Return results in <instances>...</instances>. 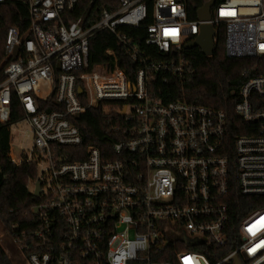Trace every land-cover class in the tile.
<instances>
[{"label":"built area","instance_id":"1","mask_svg":"<svg viewBox=\"0 0 264 264\" xmlns=\"http://www.w3.org/2000/svg\"><path fill=\"white\" fill-rule=\"evenodd\" d=\"M25 1L29 25L8 27L0 61V123L10 120L15 90L32 144L19 156L10 148V159L35 162L29 188L41 189L28 263L264 264V74L243 83L235 104L254 132L232 140L224 110L168 100L160 87L190 78L184 46L202 24L216 29L214 46L225 25L227 56L264 58V0H221L209 20H189L179 0H154L151 10L148 0H119L91 23L69 17L78 0ZM143 24L162 59L123 31ZM102 31L138 63L133 78L113 49L107 65L90 64V40ZM51 99L64 110L45 109ZM99 106L122 116L126 136L108 158L96 146L81 158L69 117ZM206 249L222 256L212 262Z\"/></svg>","mask_w":264,"mask_h":264},{"label":"trees","instance_id":"2","mask_svg":"<svg viewBox=\"0 0 264 264\" xmlns=\"http://www.w3.org/2000/svg\"><path fill=\"white\" fill-rule=\"evenodd\" d=\"M154 0H148L149 9H152ZM185 5L189 20H197L199 10L210 0H179ZM215 3L221 0H214ZM119 0H78L73 10L68 11L71 19L82 17L86 23L100 18L104 9L118 8ZM147 20L145 24H148ZM143 24L139 28L124 27L123 31L134 42H137L147 53L156 60L163 58V54L156 46L146 45L147 30ZM18 25L24 33L29 25L27 3L25 0H7L0 5V61L4 56V43L9 26ZM226 27L217 28V42L213 54L207 56L198 47L185 50L192 73L189 79L169 78L162 87V96L168 100L184 99L197 104H204L227 113V130L229 140L235 136L252 133L247 123L236 113L235 104L239 99V90L243 83L254 76L264 74V58L258 56L226 55ZM107 49H113L119 58V65L130 78L134 77L138 63L129 59L120 47L118 40L107 31L99 32L90 40L89 62L91 65L104 62L112 55ZM0 72V80L4 79ZM47 110H64V104L55 99L46 102ZM25 116L22 103L15 90L12 91L11 115L8 123H0V221L5 229L24 248L27 256L31 251L33 233L40 224V219L33 211L39 201L29 188L30 183L38 175V166L35 162L24 161L15 164L10 159L11 126ZM82 135L81 145L71 147L73 152L81 153L86 157V148L96 146L105 158L112 156L113 141L125 138L123 130L128 126L122 122V116L115 111H104L102 107L89 108L85 113L69 117ZM120 127L119 130L113 127ZM125 128V129H124ZM77 158L75 155L70 159ZM25 246L27 248H25ZM206 249L209 260L215 262L222 254L212 255ZM220 252V250H217ZM0 264H15L0 244Z\"/></svg>","mask_w":264,"mask_h":264},{"label":"rangeland","instance_id":"3","mask_svg":"<svg viewBox=\"0 0 264 264\" xmlns=\"http://www.w3.org/2000/svg\"><path fill=\"white\" fill-rule=\"evenodd\" d=\"M32 144V134L24 120L11 126V147L12 153L19 156L21 146L29 148ZM0 244L6 250L8 256L15 264H29L18 242L11 237L0 221Z\"/></svg>","mask_w":264,"mask_h":264},{"label":"water","instance_id":"4","mask_svg":"<svg viewBox=\"0 0 264 264\" xmlns=\"http://www.w3.org/2000/svg\"><path fill=\"white\" fill-rule=\"evenodd\" d=\"M215 1H208L198 12L199 20H209L211 17V9L214 6ZM216 34V29L212 24L206 23L200 26V32L196 36V38L190 42L185 44V49H191L194 47H198L203 54L210 56L214 51V40L213 37ZM17 49L14 58H16ZM78 91L81 92V88H78ZM41 193L40 185L36 182V188L33 192L34 195H39ZM236 263L240 264V261L237 257H235Z\"/></svg>","mask_w":264,"mask_h":264},{"label":"bare ground","instance_id":"5","mask_svg":"<svg viewBox=\"0 0 264 264\" xmlns=\"http://www.w3.org/2000/svg\"><path fill=\"white\" fill-rule=\"evenodd\" d=\"M111 52V51H110ZM112 53V52H111ZM104 65H107V63H104Z\"/></svg>","mask_w":264,"mask_h":264}]
</instances>
